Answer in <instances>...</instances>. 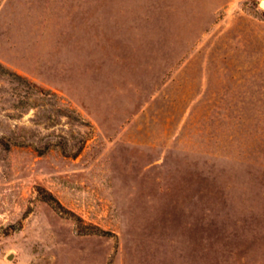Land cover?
Segmentation results:
<instances>
[{
    "label": "rangeland",
    "instance_id": "1",
    "mask_svg": "<svg viewBox=\"0 0 264 264\" xmlns=\"http://www.w3.org/2000/svg\"><path fill=\"white\" fill-rule=\"evenodd\" d=\"M262 1L0 0V264H264Z\"/></svg>",
    "mask_w": 264,
    "mask_h": 264
},
{
    "label": "bare ground",
    "instance_id": "2",
    "mask_svg": "<svg viewBox=\"0 0 264 264\" xmlns=\"http://www.w3.org/2000/svg\"><path fill=\"white\" fill-rule=\"evenodd\" d=\"M262 3H264V1H262ZM262 3L260 4L261 6H263ZM263 7H264V6H263Z\"/></svg>",
    "mask_w": 264,
    "mask_h": 264
},
{
    "label": "water",
    "instance_id": "3",
    "mask_svg": "<svg viewBox=\"0 0 264 264\" xmlns=\"http://www.w3.org/2000/svg\"><path fill=\"white\" fill-rule=\"evenodd\" d=\"M262 5L264 6V3H262ZM11 255V254H10ZM10 255H9V257H10Z\"/></svg>",
    "mask_w": 264,
    "mask_h": 264
}]
</instances>
